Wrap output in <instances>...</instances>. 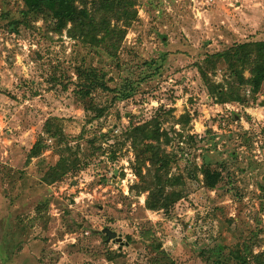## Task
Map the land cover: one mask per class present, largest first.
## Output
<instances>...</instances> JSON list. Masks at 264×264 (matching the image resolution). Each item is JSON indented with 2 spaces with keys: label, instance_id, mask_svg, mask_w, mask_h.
I'll return each mask as SVG.
<instances>
[{
  "label": "rangeland",
  "instance_id": "obj_1",
  "mask_svg": "<svg viewBox=\"0 0 264 264\" xmlns=\"http://www.w3.org/2000/svg\"><path fill=\"white\" fill-rule=\"evenodd\" d=\"M130 1L108 50L0 0V264H264V79L215 58L264 40V0Z\"/></svg>",
  "mask_w": 264,
  "mask_h": 264
},
{
  "label": "trees",
  "instance_id": "obj_2",
  "mask_svg": "<svg viewBox=\"0 0 264 264\" xmlns=\"http://www.w3.org/2000/svg\"><path fill=\"white\" fill-rule=\"evenodd\" d=\"M23 5L26 13H36L44 18H50L53 22L54 31L61 32L67 25L69 34L78 32L81 38H89L93 43L99 45L104 44L106 49H110V45L107 43L108 39H115L116 33L119 29L109 28V21L111 18H129V13L126 9L131 6L130 0H23ZM101 34V37L98 35ZM114 36V37H113ZM111 45H114L111 44ZM221 56L225 59L227 65L232 70V74L237 80V85H247L249 90L254 93L260 88V85L264 79V40L262 41H250L234 44L231 47L225 49L219 54H215V58ZM213 57L206 56V61H210ZM237 63L240 68H235ZM246 68L249 76L244 78L242 75V69ZM78 74H85V72L79 71ZM90 82L86 83L89 87H100L101 89H108L103 82H100L96 78H89ZM228 99L237 100L238 96L230 94ZM102 110H99L97 115L99 116ZM158 137L151 129H147L145 126H134L127 134V139L130 140V144L135 150L137 155L141 156V162L144 163L145 159L149 162V167H153L156 171V181L154 184L150 182L147 184V188H150L153 193V188L156 185L162 187L166 178H161L158 171L168 164V157L163 152H160L158 147L152 144H143L140 148V144L143 139ZM62 162V161H61ZM59 162L57 164L60 169L61 175L64 172L62 167L64 164ZM56 168H53L55 171ZM52 171V172H53ZM137 173L140 175V171L137 168ZM204 183L207 187L213 188L220 178L218 171H210L209 168L202 170ZM156 189V194H160L161 188ZM144 187H142L143 189ZM150 193V192H149ZM151 208L158 207L157 200L152 203H148ZM164 205V204H162ZM257 259L259 256L254 255ZM242 262L245 258L241 259ZM259 261V259H258ZM260 262V261H259ZM218 264V263H216Z\"/></svg>",
  "mask_w": 264,
  "mask_h": 264
},
{
  "label": "water",
  "instance_id": "obj_3",
  "mask_svg": "<svg viewBox=\"0 0 264 264\" xmlns=\"http://www.w3.org/2000/svg\"><path fill=\"white\" fill-rule=\"evenodd\" d=\"M103 232L107 235V238H108V239H110V238H114V237L116 236V233L110 231L109 229H104ZM115 239H116V240H119L120 238H119V236H117Z\"/></svg>",
  "mask_w": 264,
  "mask_h": 264
}]
</instances>
